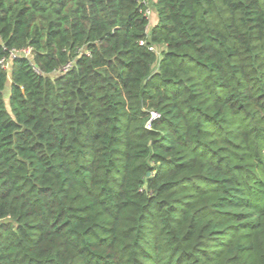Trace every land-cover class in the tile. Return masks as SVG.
Here are the masks:
<instances>
[{"label":"trees","instance_id":"16d2710c","mask_svg":"<svg viewBox=\"0 0 264 264\" xmlns=\"http://www.w3.org/2000/svg\"><path fill=\"white\" fill-rule=\"evenodd\" d=\"M154 7L0 0V264H264V0Z\"/></svg>","mask_w":264,"mask_h":264},{"label":"built area","instance_id":"2783aa9c","mask_svg":"<svg viewBox=\"0 0 264 264\" xmlns=\"http://www.w3.org/2000/svg\"><path fill=\"white\" fill-rule=\"evenodd\" d=\"M147 11V10H146ZM146 13V12H145ZM147 16V15H146ZM143 44V43H142ZM151 50L156 51V47H152ZM33 54V49L28 47L20 50H11L8 57H5L0 60V66L4 69L9 71L11 68L12 61L18 57H23V58H30ZM71 63H69L67 66H65L62 71L66 72L68 69H70ZM158 114L157 113H152L151 114V120L157 119Z\"/></svg>","mask_w":264,"mask_h":264},{"label":"rangeland","instance_id":"374dc122","mask_svg":"<svg viewBox=\"0 0 264 264\" xmlns=\"http://www.w3.org/2000/svg\"><path fill=\"white\" fill-rule=\"evenodd\" d=\"M144 5L147 8L146 15L149 18L150 26L153 25L157 21V13L154 7L155 0H143ZM157 54L160 56L162 48L156 47Z\"/></svg>","mask_w":264,"mask_h":264},{"label":"crops","instance_id":"0c3cea01","mask_svg":"<svg viewBox=\"0 0 264 264\" xmlns=\"http://www.w3.org/2000/svg\"><path fill=\"white\" fill-rule=\"evenodd\" d=\"M8 97H9V92H7V94H6V99H8Z\"/></svg>","mask_w":264,"mask_h":264}]
</instances>
